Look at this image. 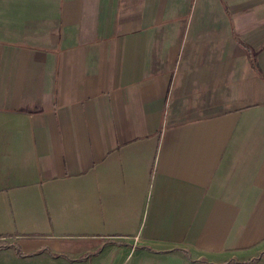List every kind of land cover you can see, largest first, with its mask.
I'll return each instance as SVG.
<instances>
[{
    "label": "crops",
    "instance_id": "obj_1",
    "mask_svg": "<svg viewBox=\"0 0 264 264\" xmlns=\"http://www.w3.org/2000/svg\"><path fill=\"white\" fill-rule=\"evenodd\" d=\"M0 243L264 264V0H0Z\"/></svg>",
    "mask_w": 264,
    "mask_h": 264
},
{
    "label": "trees",
    "instance_id": "obj_2",
    "mask_svg": "<svg viewBox=\"0 0 264 264\" xmlns=\"http://www.w3.org/2000/svg\"><path fill=\"white\" fill-rule=\"evenodd\" d=\"M243 46V48H245V50L247 51V53L249 54V57H251V66L255 69V70H257V66H256V64L252 61V55L250 54V50H249V48H247L246 46H244V45H242ZM258 71V70H257ZM5 245L4 244H1L0 243V247H4ZM12 247L14 248V250H15V252H16V254H17V256H19V257H23L24 255L20 252V250H19V248H18V246L17 245H12ZM255 261V259L254 260H251V261H248V262H245L244 264H247V263H252V262H254Z\"/></svg>",
    "mask_w": 264,
    "mask_h": 264
}]
</instances>
